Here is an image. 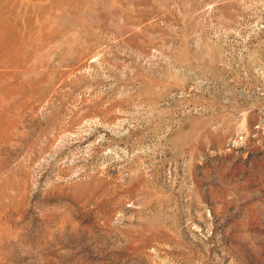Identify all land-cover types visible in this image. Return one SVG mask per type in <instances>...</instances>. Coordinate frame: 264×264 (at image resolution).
I'll list each match as a JSON object with an SVG mask.
<instances>
[{"label": "rangeland", "instance_id": "obj_1", "mask_svg": "<svg viewBox=\"0 0 264 264\" xmlns=\"http://www.w3.org/2000/svg\"><path fill=\"white\" fill-rule=\"evenodd\" d=\"M0 264H264V0H0Z\"/></svg>", "mask_w": 264, "mask_h": 264}]
</instances>
